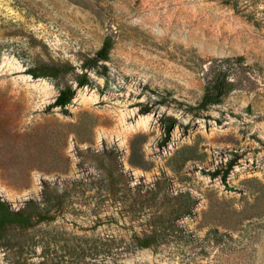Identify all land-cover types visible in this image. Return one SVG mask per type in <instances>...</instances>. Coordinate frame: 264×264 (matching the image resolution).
<instances>
[{
	"label": "rangeland",
	"instance_id": "rangeland-1",
	"mask_svg": "<svg viewBox=\"0 0 264 264\" xmlns=\"http://www.w3.org/2000/svg\"><path fill=\"white\" fill-rule=\"evenodd\" d=\"M0 264H264V0H0Z\"/></svg>",
	"mask_w": 264,
	"mask_h": 264
},
{
	"label": "trees",
	"instance_id": "trees-1",
	"mask_svg": "<svg viewBox=\"0 0 264 264\" xmlns=\"http://www.w3.org/2000/svg\"><path fill=\"white\" fill-rule=\"evenodd\" d=\"M256 26H260L261 23L258 21H253ZM112 49V42L110 40L106 41L102 48L95 54L93 58L88 59L83 63L82 68L85 73L77 75L74 77L70 83H64L68 76L71 75L72 66L70 64H50L44 63L35 67H28L25 71L26 74L30 75L34 79H47L52 82L58 90V95L55 101L49 106L51 109H60L63 113H68V107L73 103L77 96L78 89L82 87H95V82L89 77V72L95 70L100 63H107L110 61V52ZM108 68L104 66V78L107 77ZM235 90V85L233 82L227 78V76L220 75L209 84L206 88L204 97L195 106H189L185 110L186 114H191L192 111H207L215 105L221 104L224 98L230 95ZM155 100H151L153 104L148 103V105L142 108L140 114H148L153 111L154 106H163L166 100L162 96L154 97ZM143 105V104H141ZM151 105V106H150ZM171 107L170 105L167 106ZM195 116V115H194ZM162 132L164 135V141L167 143L178 124L177 119L167 115L165 113L159 119ZM229 172L224 175V180H226Z\"/></svg>",
	"mask_w": 264,
	"mask_h": 264
}]
</instances>
